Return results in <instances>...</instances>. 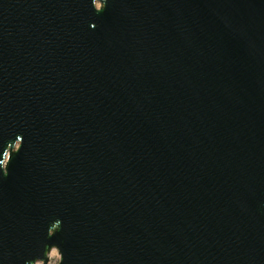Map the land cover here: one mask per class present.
I'll return each instance as SVG.
<instances>
[{"label":"water","instance_id":"1","mask_svg":"<svg viewBox=\"0 0 264 264\" xmlns=\"http://www.w3.org/2000/svg\"><path fill=\"white\" fill-rule=\"evenodd\" d=\"M52 250L264 264V0H0V264Z\"/></svg>","mask_w":264,"mask_h":264},{"label":"rangeland","instance_id":"2","mask_svg":"<svg viewBox=\"0 0 264 264\" xmlns=\"http://www.w3.org/2000/svg\"><path fill=\"white\" fill-rule=\"evenodd\" d=\"M99 6V5H97ZM50 257V261L49 264H59L60 262V255L58 254V252L56 250H52V252L49 254ZM37 264H42V263H37Z\"/></svg>","mask_w":264,"mask_h":264}]
</instances>
